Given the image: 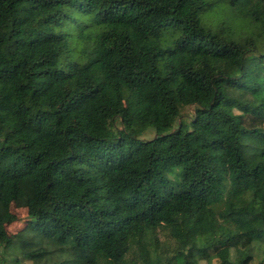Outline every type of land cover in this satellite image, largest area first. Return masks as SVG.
Masks as SVG:
<instances>
[{
	"label": "trees",
	"instance_id": "obj_1",
	"mask_svg": "<svg viewBox=\"0 0 264 264\" xmlns=\"http://www.w3.org/2000/svg\"><path fill=\"white\" fill-rule=\"evenodd\" d=\"M27 261L264 264V0H0V264Z\"/></svg>",
	"mask_w": 264,
	"mask_h": 264
},
{
	"label": "rangeland",
	"instance_id": "obj_2",
	"mask_svg": "<svg viewBox=\"0 0 264 264\" xmlns=\"http://www.w3.org/2000/svg\"><path fill=\"white\" fill-rule=\"evenodd\" d=\"M191 109L190 108H186L184 110V116H191ZM153 137V131H149L146 136L144 138H152ZM171 175V174H170ZM11 211L13 214H15L20 221L14 223L13 225H11L9 228H8V231L10 233H14L16 232L17 230H20V229H23L25 227V223H24V219L26 217V213H27V210L26 208L23 206V205H19V204H12L11 205ZM160 237V240L162 242H165L167 243L168 242V238L163 235V234H160L159 235ZM25 264H32L31 262L27 261Z\"/></svg>",
	"mask_w": 264,
	"mask_h": 264
}]
</instances>
